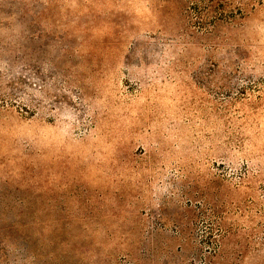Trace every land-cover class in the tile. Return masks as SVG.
<instances>
[{
    "label": "rangeland",
    "instance_id": "374dc122",
    "mask_svg": "<svg viewBox=\"0 0 264 264\" xmlns=\"http://www.w3.org/2000/svg\"><path fill=\"white\" fill-rule=\"evenodd\" d=\"M0 264H264V0H0Z\"/></svg>",
    "mask_w": 264,
    "mask_h": 264
}]
</instances>
